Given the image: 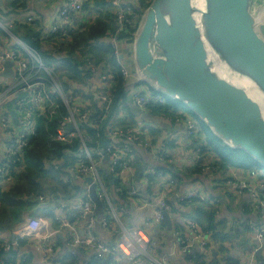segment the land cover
Wrapping results in <instances>:
<instances>
[{
  "label": "built area",
  "instance_id": "1",
  "mask_svg": "<svg viewBox=\"0 0 264 264\" xmlns=\"http://www.w3.org/2000/svg\"><path fill=\"white\" fill-rule=\"evenodd\" d=\"M85 1L66 0L64 8L59 12V18L44 32L43 37L47 38L62 33L65 29L71 30V26L68 25L71 16L81 14V5ZM125 1L112 0L110 2L111 8L116 13L114 25L116 35L123 30L124 23L127 22L126 16L132 13L128 7H123ZM32 22V18L28 17L26 19V23ZM135 33L128 39L110 37L105 40V44L113 51L116 65L120 70V77L123 80V90L126 91V99L119 102L118 114L123 117V107L127 104L132 105L138 111L136 115H139V113L152 115V108L166 110L171 118L161 117L160 119L172 121L185 127L186 137L190 145L195 147L192 154V165L187 168H177L175 166L174 168L180 171L176 178L163 171H156L155 168L159 167L154 165V167H145L140 183L144 185V188L151 185V188H155L156 192L163 193L153 197L155 199L151 202H142L139 191L133 186L136 170L134 164L138 159L136 150L135 152L132 151L134 148L131 150L126 145L122 148L109 146L104 151L95 150L92 153L85 145H82L79 156H83L82 159L89 163V167L79 164L78 167H73L68 171L75 179L90 181V183L87 182L84 185L83 191L77 198V210L72 214H66V218L63 216L57 231L49 230L48 223L43 218H27L25 223L15 230L14 239L16 241L33 240L37 242L45 259H56L54 246L56 236L61 234L72 250L91 251L94 255L93 261L97 263L102 262L104 257L110 256L111 259L108 264H168L167 257L159 258L158 249L160 248V235L163 234L166 226L162 214L166 213L171 216L174 212L169 200L170 196H177L176 201L183 206H188L191 201L202 204L212 203V200L209 203L207 202L208 198L201 189L196 186H182L177 180L178 176L185 177L190 175L189 173L192 171L194 173L196 169H199L198 173L203 176L206 175L212 181V186L218 190L220 182L223 192L218 197L221 200L232 195H247L250 208L257 217V221L247 223V227L255 234L256 242L243 264H264V169H249L247 174L240 177L236 176L237 172L235 171L238 170L234 167L220 170L218 159L206 140L204 126L197 118L186 109L170 105L166 97L154 90L151 91L144 83L140 82V77L133 64L132 51H130L133 48ZM21 49L27 53L28 57H21L18 50L0 54V62L9 60L12 63L14 74L12 90L0 86V102L3 103L13 97L20 100L23 98L22 94H25L31 106L19 105L24 110L18 113L16 119H4L2 126L4 127L5 139L1 144L0 161L9 158L11 155L20 156L26 144V137L33 135L35 132V118L39 115L48 117L50 120L61 119V127L57 129L55 136V139L60 143H69L71 139L80 137L78 121L75 117L85 119L86 116V114L76 115L79 110L70 105L69 98L64 94L61 82L53 80V70L50 69V73H48L51 81L50 86L46 90L40 88V83L45 79L38 76V72H40V69L44 71H49V69L44 67L39 57L27 47L21 45ZM34 62L37 64V69L34 67ZM89 66H91V68L89 67L91 73L94 74L97 69H95L93 63ZM3 70L0 63V74ZM101 73L100 86L95 91L94 98L107 111L112 101L110 95L111 68L106 66ZM16 87L18 90H16ZM14 88L15 91H13ZM55 99H59L67 108L65 116H62L58 105L54 103ZM124 123L125 125L130 124V126L123 132H110L109 137L114 141L117 140L130 145H134L132 144L134 140L139 139L138 145H134L136 146L135 149L141 148L148 151L150 158L153 159L150 164L159 163L163 166L162 169L167 168V166H174L173 158L166 155V152H169V145L173 150L177 146L176 149L180 154L178 159L182 157L183 152L180 150V146L177 145L180 143L178 136L173 135V137L158 141L151 140L150 129L152 125L149 120H144L140 116L139 119H134V121L126 118ZM7 129L16 131L10 133L6 131ZM105 156L108 159L110 175L117 181V186L120 188V191H116L115 195L117 194V196L123 198L126 204L129 203L127 198L132 203L138 201L137 206H140V208L135 209L143 212V217L137 226L133 225L129 228L124 226L121 218L126 214V208H114L110 200L103 175L98 168L99 165L102 166ZM12 180L8 172L0 166V189L3 190L6 184L10 185ZM91 186H94L96 196L101 200L104 209L99 222L105 220L108 228L111 229L109 233L112 234L113 232L114 234L115 240L112 244L104 243L98 236L94 235V209L88 196ZM225 191L229 192L225 194ZM215 203H219V201H215ZM182 218L183 225L180 231L174 234L175 242L173 243L171 255L176 253L192 264H223L219 259L216 261L212 257V253L217 251L219 246L215 240H212L210 232L202 231L195 219H192L188 213L184 214ZM72 220L76 221L71 222ZM154 234H157V236ZM257 253H260V259L257 258L256 263L255 255L257 257ZM193 260H196V262ZM56 261L57 264L63 263L58 259Z\"/></svg>",
  "mask_w": 264,
  "mask_h": 264
},
{
  "label": "water",
  "instance_id": "2",
  "mask_svg": "<svg viewBox=\"0 0 264 264\" xmlns=\"http://www.w3.org/2000/svg\"><path fill=\"white\" fill-rule=\"evenodd\" d=\"M200 3L201 10L198 0H152L134 36V67L141 83L182 104L223 144L244 152L264 168L262 5L256 0ZM4 77H10L9 71ZM139 116L159 123L150 114ZM102 169L112 186L106 156ZM144 171V166L136 167L138 187ZM88 196L100 209L94 186ZM162 215L170 230L172 216Z\"/></svg>",
  "mask_w": 264,
  "mask_h": 264
},
{
  "label": "trees",
  "instance_id": "3",
  "mask_svg": "<svg viewBox=\"0 0 264 264\" xmlns=\"http://www.w3.org/2000/svg\"><path fill=\"white\" fill-rule=\"evenodd\" d=\"M111 1L89 0L88 3L92 2L102 7H111ZM151 1L136 0L134 4H131L126 0L123 7H128L132 13L126 16L127 22L124 23L123 30L117 35L114 29L116 13L112 8H110L111 12L105 15H99L95 20L86 24L80 30L78 28L76 30L65 29L62 33L54 34L47 38L41 37L42 31L34 33L32 30L34 28L33 22L16 24L10 28L9 33L39 57L43 66L50 69L52 68L51 66L59 63V68L62 70H54L52 74L53 80L61 82L64 94L68 98L76 99L75 101L80 105L77 109L79 112L76 115L86 114V116L85 119H79L78 116L75 117L78 121L80 137L71 139L69 143H60L55 139V136L57 129L61 127V119L50 120L48 117L39 115L35 118V132L33 135L26 137V144L20 156L11 155L9 158L0 161V166L13 179L7 189H0V219L2 223L5 221L3 227H0V231H9L14 225L18 227L23 225L25 219L24 214L35 211L34 208H38L39 210L48 209L50 207V197L55 202L57 200L68 201L70 200L67 198L69 194L76 196L80 192V187L74 183L75 181L71 180H74V178L68 171L73 167H78L79 164L84 167H89V163L82 159L83 156H79L82 145H85L92 153L95 150L100 152L104 151L109 146L122 148L124 145L128 146L131 150L134 148L132 151L135 152L136 146L134 145H138L139 139L134 140L132 143L134 145H130L123 144L121 141H114L109 137L110 132H123L130 126V124L125 125L124 119L127 118L130 121H134V119H139V115L134 114L128 105L123 107V117L118 114L119 102L126 99V91L123 90V80L120 77V70L116 65L113 51L105 44V40L110 37H115L116 39L130 38L137 31L143 13ZM86 2L87 0L81 5V14L87 6ZM18 3V0H10L9 6L11 13L15 11ZM51 39L56 42V46H54L56 52L53 57L48 55L49 52L43 49L44 43ZM73 52L75 55L76 53L84 52L85 55L74 59L71 56ZM21 54L23 55V53ZM91 55L95 58V62ZM22 57L26 58L25 55ZM104 60L108 61L106 66L111 68L112 74L110 87L112 101L107 111L104 110V107L101 106L94 96L83 95V92L79 90L80 88L88 87L83 80L85 78L91 79L96 73H91L92 71L89 69L91 66L89 64L92 65L93 63L96 69L97 62L102 63ZM38 76L45 79L40 83V88L46 90L51 83L50 75L48 76L47 73L41 72ZM74 84L77 85L78 89L72 88ZM16 90H18L17 87ZM13 91H15V88ZM70 92L71 94H69ZM27 100V98H21L20 100L11 101L16 112L13 117L14 119L17 118V114L20 111L24 110L19 105L31 106ZM54 103L58 105L62 116H65L67 114L65 105L59 99H55ZM69 103L73 107L77 105L71 99H69ZM169 104L173 106L179 103L174 100H169ZM151 113L152 115H157L159 118H171L168 115L169 113L164 109L152 108ZM6 131L12 133L16 130L7 129ZM206 140L213 154L220 160V170L230 167L239 169L251 168L253 166L261 167L244 152L226 146L215 136H212V140L210 138ZM108 156L110 157V155ZM138 164V162H135L134 167L136 168ZM98 168L103 175L111 202L113 204H120V201L125 202L117 194V197L114 196L116 191H120V188L117 186V181L112 177L113 184L110 186L105 178L102 166L99 165ZM155 170L163 171L174 178L180 172L172 166H167L164 169L155 168ZM198 171L199 169H196L194 173H198ZM64 179H66V185H64ZM49 183L54 188L50 187V190H46L48 188L46 185ZM84 184H87L86 180ZM60 185H62L61 188ZM161 193L163 192H158L157 196ZM47 197L49 202L45 204L44 199ZM87 199L89 200V198ZM188 205L193 206L190 210L192 212L191 218L195 219L202 231H211V236L213 235L215 238L216 236L219 237L218 234L224 236L223 232L216 233L214 231L212 213L205 208L204 205L206 204L203 205L202 203L191 201ZM70 210L71 213L69 212ZM70 210L66 214H72L77 208ZM47 214H43V216ZM34 215L29 214V217ZM75 221L72 220L71 222ZM94 235L98 236L96 231H94ZM110 259V256L104 257L102 262L97 263L93 261L92 264H108ZM193 261L196 262V260Z\"/></svg>",
  "mask_w": 264,
  "mask_h": 264
},
{
  "label": "crops",
  "instance_id": "4",
  "mask_svg": "<svg viewBox=\"0 0 264 264\" xmlns=\"http://www.w3.org/2000/svg\"><path fill=\"white\" fill-rule=\"evenodd\" d=\"M88 1L89 0H87L86 2L87 6L83 9L82 14H73L71 16L72 18L68 23V25L71 26V30H76L77 28L80 30L86 24L95 20L99 15H105L111 12L110 6L102 7L98 4L95 5L92 2L88 3ZM127 1L131 4H134L136 2V0ZM18 2L19 3L17 4L15 11L11 13L9 6L10 0H0V30L2 29L3 31H9L10 28L13 27V25L26 23V19L30 17L33 19L34 28H32V30L34 31V33L42 31L41 37L44 38V32L48 30L57 21V19L59 18V12L62 11V9L64 8L66 0H18ZM256 2L257 5H262L263 9L264 0H256ZM262 9L260 10V12H262ZM259 19L263 22L264 14L259 13ZM6 36L7 35L0 32V54L10 53L13 50H18L21 57L24 55L28 57L27 53L23 51V49H21V45L24 44L20 40H18L12 35L11 36L13 39ZM54 46H56V42L55 40L51 39L44 43L43 49L49 52L48 55H51L53 57L55 56L56 52ZM130 51H132V48L130 49ZM21 53H23V55ZM76 55L73 52L71 56L74 59H77V57L83 56L85 55V53L80 52L76 53ZM92 58L95 62V58L93 56ZM0 63L4 69L3 72L0 74V86L12 90L14 86V74L12 63L9 60H5ZM106 64H108V61L106 60H104L102 63L97 62L96 75H94L92 79L85 78V80H83L85 85L88 86L79 89L83 92V95L94 96L95 91L100 86V75L102 74V69L104 68L105 70ZM34 67L37 69L36 63ZM51 67L52 68L50 69L53 70L52 72H54L55 69H59V71L62 70L59 68V63H56ZM50 69L49 71H44L40 69V72L38 73L44 72L48 75ZM6 71H9L10 77H4ZM146 86L152 90L150 86ZM72 88L78 89L77 85L75 84L72 85ZM69 94H71V92ZM22 97L26 98L25 94H22ZM69 99H71L77 104L74 106V108L78 109L80 107V105L75 101L76 99H73L71 97H69ZM12 100H16V98L13 97L4 101L3 103L0 102V157L2 153L1 144L5 139V132L2 123L4 122L5 118L14 119L13 117L16 113L11 103ZM127 105L129 109L135 114V108L130 104ZM173 106L181 109H187L180 103ZM153 117L157 119L159 123L149 120L152 125L150 129V139L158 141L163 140V138L173 137V135L178 136V140H180V143H178L177 145L180 146V150L183 152L182 157L178 159L180 154H178V151L176 149L177 146H175L173 150L170 145L168 146L169 152H166V155L170 158H173L175 162L174 166L172 165L173 167H190L192 165V154L195 150V147L193 145H190L188 138L185 134V127H183L182 125L175 124V122L172 121H164L157 116ZM203 128L205 130L206 137L209 139V134H212L211 131L205 126ZM135 150L138 156V166L141 165L144 167H154L153 164H150L153 159L150 158L148 151H145L141 148H136ZM216 158L218 159V163H220L219 158L217 156ZM253 168L258 170L264 169L256 166L241 169L235 168L236 170H238L235 171L237 172L236 176H243L247 174V171L249 169ZM71 180L75 181L74 183H76L78 187H80V192L76 194V196H74V194H69L67 198H69L70 200H57L56 202L52 199V197H50V207L48 209L45 208L44 210L34 208L35 211H30V213L26 212L24 214V223L27 218H32V216L29 217V214L42 215L43 219H45L48 223L49 230L57 231L60 226V221L62 220L63 216L66 218V213L68 212V210L77 208V198L79 194L83 191L84 185H86L84 184L83 179L74 178V180ZM177 180L182 186H196L197 188L201 189L202 192L205 193L206 197L208 198V203L210 202V200H212V203L203 205L212 213V219L214 221V231L216 233H224V236L218 234L219 237L216 236V238L213 235L211 236L212 240H215L219 246V249L212 253V257H214L216 261L219 259L223 264L245 263L251 248L255 246L256 242L255 234L252 232V230L247 227V223H255L257 221L256 215L250 208L247 195H232L230 197H226L224 200H221L218 197L223 192L220 182L218 184V190L212 186V181H210L206 175L203 176L199 173L194 174L193 171L188 176H178ZM66 184V179H64V185ZM8 186L9 185L7 184L4 185L3 190L7 189ZM133 186L137 191H139L142 202H151V200L155 199L153 197H155L158 193V191L156 192L155 188H151V185H149L147 188H144V185L140 183V186L138 187V185L134 181ZM50 187L54 188V186L52 185H50ZM61 187L62 185H60V188ZM228 192L225 191V194H227ZM114 196L117 197L116 195ZM172 198L173 196L171 195L169 200L172 204V208H174V212L171 214V216L173 217H171L170 219V228L172 227V230H168V226L166 224L163 234L160 235V248L158 249L159 258L161 259V257H167L168 264H192L190 261L179 257L176 253L171 255V250L173 247V243L175 242L174 234L180 231L181 226L183 225L184 221L182 217L186 213L192 216V212H190V210L193 206L191 207L190 205H180L177 201L173 202ZM127 200L129 202L128 204L123 201H120V204H113V206L114 208H126V214L123 215V225L129 228V226L139 225V222L143 217V212L135 209L140 208V206H137L138 201L132 203L129 198H127ZM215 201H219V203H215ZM44 202L45 204H48L46 203L49 202L48 197L44 199ZM90 203L92 204L94 209V229L97 232L98 237L104 243L112 244L115 240L113 232L112 234L109 233L111 229L108 228L107 222H105V220H100L101 222H99V218L102 212H104L103 207L101 206L100 209H98V207L91 198ZM69 212H71V210ZM46 213L48 214L43 216V214ZM4 222L5 221H3V223ZM3 223L0 219L1 228L3 227ZM18 228V226L14 225L9 231H0V264H57L56 259L61 260L63 262L62 264L93 263L94 255L91 251H80L78 249L72 250L68 246L66 239L61 236V234H58L56 236V242L54 246L56 250V259H45L42 250L40 249V246L37 242L33 240L16 241L14 239V232ZM175 229L176 231H174ZM211 233L212 232L210 231V234ZM154 235L157 236V234ZM255 259L257 263L258 259L256 255Z\"/></svg>",
  "mask_w": 264,
  "mask_h": 264
},
{
  "label": "rangeland",
  "instance_id": "5",
  "mask_svg": "<svg viewBox=\"0 0 264 264\" xmlns=\"http://www.w3.org/2000/svg\"><path fill=\"white\" fill-rule=\"evenodd\" d=\"M257 1H259V0H257ZM257 3V2H256ZM261 14H264V7H263V9H262V12H260ZM2 30V29H1ZM3 31V30H2ZM1 31V32H2ZM5 32V33H4ZM3 34H5V35H7L8 37H10V38H12V36L10 35V33H9V31L8 30H6V31H3L2 32ZM13 39V38H12ZM57 70H59V69H57ZM50 73V72H49ZM202 124V123H201ZM209 138L212 140V134L210 135L209 134ZM48 188H46V190H50V183L49 184H47L46 185ZM9 187V186H8ZM80 195V194H79ZM32 218L33 219H37V218H43L42 217V215H34V216H32ZM121 221H122V223H123V218H121Z\"/></svg>",
  "mask_w": 264,
  "mask_h": 264
},
{
  "label": "bare ground",
  "instance_id": "6",
  "mask_svg": "<svg viewBox=\"0 0 264 264\" xmlns=\"http://www.w3.org/2000/svg\"><path fill=\"white\" fill-rule=\"evenodd\" d=\"M198 9L201 10V3L200 0H198V5H197Z\"/></svg>",
  "mask_w": 264,
  "mask_h": 264
},
{
  "label": "clouds",
  "instance_id": "7",
  "mask_svg": "<svg viewBox=\"0 0 264 264\" xmlns=\"http://www.w3.org/2000/svg\"><path fill=\"white\" fill-rule=\"evenodd\" d=\"M187 110V109H186Z\"/></svg>",
  "mask_w": 264,
  "mask_h": 264
}]
</instances>
